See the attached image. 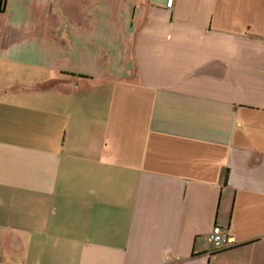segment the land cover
Listing matches in <instances>:
<instances>
[{
	"label": "crops",
	"instance_id": "obj_1",
	"mask_svg": "<svg viewBox=\"0 0 264 264\" xmlns=\"http://www.w3.org/2000/svg\"><path fill=\"white\" fill-rule=\"evenodd\" d=\"M0 264H264V0H5Z\"/></svg>",
	"mask_w": 264,
	"mask_h": 264
},
{
	"label": "built area",
	"instance_id": "obj_2",
	"mask_svg": "<svg viewBox=\"0 0 264 264\" xmlns=\"http://www.w3.org/2000/svg\"><path fill=\"white\" fill-rule=\"evenodd\" d=\"M173 0H166V6L170 7ZM209 241L214 249L224 247L230 242L228 236L223 233V230L219 224H215L209 233Z\"/></svg>",
	"mask_w": 264,
	"mask_h": 264
},
{
	"label": "trees",
	"instance_id": "obj_3",
	"mask_svg": "<svg viewBox=\"0 0 264 264\" xmlns=\"http://www.w3.org/2000/svg\"><path fill=\"white\" fill-rule=\"evenodd\" d=\"M5 6V0H0V11L4 9Z\"/></svg>",
	"mask_w": 264,
	"mask_h": 264
}]
</instances>
